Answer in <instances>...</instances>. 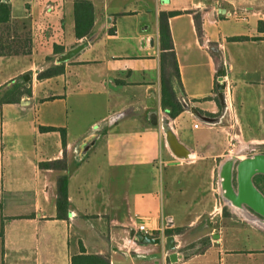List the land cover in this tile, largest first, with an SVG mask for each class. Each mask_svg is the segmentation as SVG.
I'll return each instance as SVG.
<instances>
[{"label":"crops","instance_id":"1","mask_svg":"<svg viewBox=\"0 0 264 264\" xmlns=\"http://www.w3.org/2000/svg\"><path fill=\"white\" fill-rule=\"evenodd\" d=\"M5 1L0 27L25 29L28 50L0 55V87L30 93L0 104V264H264V220L224 214L215 181L225 158L264 147V0H88L81 37L75 0ZM160 12L175 117L161 106Z\"/></svg>","mask_w":264,"mask_h":264},{"label":"trees","instance_id":"2","mask_svg":"<svg viewBox=\"0 0 264 264\" xmlns=\"http://www.w3.org/2000/svg\"><path fill=\"white\" fill-rule=\"evenodd\" d=\"M73 13L75 21V35L77 37L85 36L89 33L93 22V8L91 2L88 0H75L73 3ZM171 12H160L159 14V36L161 49V82H162V97L161 106L162 109L167 112L170 117H175L183 109L181 104L176 98L178 89L181 87L179 81V72L175 54L173 50V44L171 41L170 30L167 22V15ZM10 5L5 0H0V24L9 21ZM243 37H234V39H242ZM28 45L26 46V48ZM17 50L14 49L11 43H4L2 35H0V55L13 54L18 52H26L28 49ZM54 52L58 49L55 46ZM62 71V66L50 68L39 73L38 78L47 77L58 74ZM29 94V88L19 89V84L14 83L10 86L3 85L0 87V104L16 102L19 100L21 94ZM59 162H48L44 165H51L54 167L60 166ZM264 178V175H262ZM66 175L59 177L57 182V200L56 205L58 209L66 207L67 204V192H66ZM257 186L256 181H254ZM180 230V229H177ZM165 234H172V230H165Z\"/></svg>","mask_w":264,"mask_h":264},{"label":"water","instance_id":"3","mask_svg":"<svg viewBox=\"0 0 264 264\" xmlns=\"http://www.w3.org/2000/svg\"><path fill=\"white\" fill-rule=\"evenodd\" d=\"M222 87V84L218 85L219 89ZM256 174L264 175V153H257L238 160L236 164V198L237 201L243 202L254 212L258 213L264 220V195L253 182V178ZM224 184H226V182H224ZM137 237L148 242L158 241V238L149 237L141 233H137ZM166 244L167 249L173 248L172 236H167ZM169 257L174 260L173 258L175 256L172 253Z\"/></svg>","mask_w":264,"mask_h":264},{"label":"rangeland","instance_id":"4","mask_svg":"<svg viewBox=\"0 0 264 264\" xmlns=\"http://www.w3.org/2000/svg\"><path fill=\"white\" fill-rule=\"evenodd\" d=\"M15 29H13L12 27L8 28L6 26H2L0 27V33L2 34L3 37V41L4 43H11L14 47V49L17 50H23L26 48L27 46V33L26 30H20L19 33H17L16 31H14ZM0 34V35H1ZM244 143L240 142V143H234V145L231 146V148L233 149L234 152L238 147L243 146ZM264 151V147L260 146V145H246V148L244 147L243 150L239 151L237 153V157L241 156L242 158H245L247 156H252L254 154L257 153H262ZM236 157V156H235ZM240 157V158H241ZM240 160V159H239ZM234 160L232 159V166L230 169V185L232 187V189L234 191H236V164L238 162V160ZM215 181L216 184H218L219 182V175L215 177ZM256 181L257 183V188L258 190L264 195V178L262 176V174H256L253 178V182ZM255 184V183H254ZM217 188V198H218V202L220 204H222V212L224 214H228V215H232L234 217L237 218H244V219H262V217L254 212L250 207H248L246 204H243V206L240 207V209L245 210L246 214H247V218H245L243 215H241L239 213V211H236L235 209H232V207L224 200V196L221 192V188L220 185H216Z\"/></svg>","mask_w":264,"mask_h":264},{"label":"bare ground","instance_id":"5","mask_svg":"<svg viewBox=\"0 0 264 264\" xmlns=\"http://www.w3.org/2000/svg\"><path fill=\"white\" fill-rule=\"evenodd\" d=\"M233 156L225 158L219 168V185L221 192L224 196V200L231 206L241 207L243 202L237 201L236 192L232 189L229 179H230V169L232 166ZM226 182V184H224Z\"/></svg>","mask_w":264,"mask_h":264},{"label":"built area","instance_id":"6","mask_svg":"<svg viewBox=\"0 0 264 264\" xmlns=\"http://www.w3.org/2000/svg\"><path fill=\"white\" fill-rule=\"evenodd\" d=\"M50 10H52V8H49ZM229 14V13H228ZM223 70L218 69L215 72V89L220 91L221 89H225L226 88V82H224V74L222 73ZM222 84V88L219 89L218 85ZM193 126L196 127L197 123H193ZM138 231H140L141 234H145L147 236H151L152 235V230H148L144 227V225L141 223L138 225Z\"/></svg>","mask_w":264,"mask_h":264},{"label":"flooded vegetation","instance_id":"7","mask_svg":"<svg viewBox=\"0 0 264 264\" xmlns=\"http://www.w3.org/2000/svg\"><path fill=\"white\" fill-rule=\"evenodd\" d=\"M234 207L236 208L237 211H243V209H240L239 207H236V206Z\"/></svg>","mask_w":264,"mask_h":264}]
</instances>
